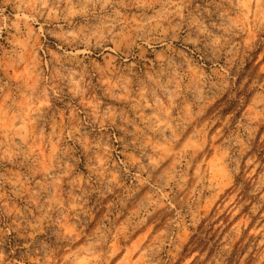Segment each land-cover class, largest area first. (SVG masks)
Segmentation results:
<instances>
[{
  "label": "clouds",
  "instance_id": "1",
  "mask_svg": "<svg viewBox=\"0 0 264 264\" xmlns=\"http://www.w3.org/2000/svg\"><path fill=\"white\" fill-rule=\"evenodd\" d=\"M261 52L264 0H0V264H112L116 225L160 201L137 264L226 260L242 233L202 229L205 153L264 205V89L235 88ZM227 92L237 114L185 147ZM186 227L216 254L185 260ZM250 236L239 264H264V229Z\"/></svg>",
  "mask_w": 264,
  "mask_h": 264
},
{
  "label": "rangeland",
  "instance_id": "2",
  "mask_svg": "<svg viewBox=\"0 0 264 264\" xmlns=\"http://www.w3.org/2000/svg\"><path fill=\"white\" fill-rule=\"evenodd\" d=\"M245 87L264 89V52L259 53L253 59L242 77L237 76L235 88L243 91ZM236 96L243 99L239 92H236ZM257 96L264 97V91H258ZM236 107L233 92L223 94L216 100L215 106L208 112L205 119L194 126L193 130H190L189 135L185 138L184 146L198 147L200 141L193 139L195 133L198 132L201 139L205 138L207 126L210 123H217V127H219L218 122L226 121L234 114H237ZM248 107H252L251 103H249ZM210 147L211 152L205 153L207 157L205 169L208 174V181L217 183L219 190L209 192L203 197V201L199 205L200 212L203 215L202 229L208 230L213 239L219 237L220 240L228 238L233 230L238 229L242 235L233 240L232 254L223 261L217 258L215 264H239L237 257L246 248L245 242H251L250 234L259 229H264V205H261L258 199H250L248 197L246 193L251 191L249 185H246L245 189L241 190V181L239 179L236 181L224 179L216 167L219 159V145L214 144ZM253 154L261 162H264V145L257 144L254 147ZM151 195L152 193L145 189L141 198L151 197ZM189 195H191V192H189ZM225 205H228V207L225 208ZM257 208L260 211H257ZM130 212L135 214L136 209H130ZM167 219L166 206L163 201H160L159 207L146 222L120 221L116 225V230L111 240L113 253H119L112 264H137V257L134 255L136 249L142 241L157 238L163 230V225L167 223ZM191 232L192 229L190 227L184 229L187 243L183 246L182 255L185 260L193 253L204 255L207 252L209 257L216 254L218 246H213L212 249H209L207 243L197 239L195 235H191ZM178 264H183V261H178Z\"/></svg>",
  "mask_w": 264,
  "mask_h": 264
}]
</instances>
